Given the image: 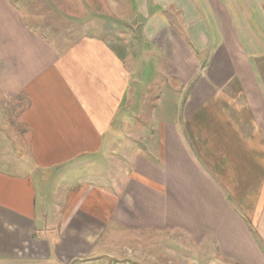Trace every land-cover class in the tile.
Listing matches in <instances>:
<instances>
[{
    "label": "crops",
    "instance_id": "crops-1",
    "mask_svg": "<svg viewBox=\"0 0 264 264\" xmlns=\"http://www.w3.org/2000/svg\"><path fill=\"white\" fill-rule=\"evenodd\" d=\"M104 2L0 0V264H264V0Z\"/></svg>",
    "mask_w": 264,
    "mask_h": 264
},
{
    "label": "rangeland",
    "instance_id": "rangeland-1",
    "mask_svg": "<svg viewBox=\"0 0 264 264\" xmlns=\"http://www.w3.org/2000/svg\"><path fill=\"white\" fill-rule=\"evenodd\" d=\"M20 1L27 2L28 3L27 6L30 5L31 8L35 9V12L38 15L41 14V18H40L41 21L45 22V20L46 21L50 20L52 22L50 23V25L47 26V28L49 26L50 27L48 28L47 33H46L50 37L54 36L53 32H56L58 34L61 33L64 35H70L74 33L75 34L79 33L80 35H82V34H87V33L91 34V33H94L95 31L98 35H100L102 33L96 29H98V27H101L104 23L106 24L107 27L109 26L114 27V29L116 30V33L118 31L117 28H119L116 22L115 23L112 22L114 19L112 20L110 18V21L108 20L109 19L108 17L110 14L107 12V9H105L106 6L104 7V3H105L104 0H59L58 2H54V0H20ZM45 1H47L51 7H49L48 3H46ZM73 2H75V4ZM98 5L101 6L99 7V9H97ZM31 10L32 9H27L26 14H29ZM75 19H78V23L76 24H72L68 21V20L74 21ZM56 20H59V21L62 20V23L55 22ZM108 21L111 23H109ZM28 22H31V23L36 22V19L34 18L32 20V18L29 17ZM88 22H94L95 29H93L91 24L90 23L88 24ZM31 25L34 28L37 27L39 29H42L41 28L42 26H39L38 23L31 24ZM259 65H260V68L262 69L261 75L264 81V60H261ZM156 91L157 89L155 88L154 94L156 93ZM116 139L117 140H115V143L113 145H116V142H117V145L119 146L123 145V141H121L120 138H116ZM123 139L124 138L122 137V140ZM104 163H106V160ZM105 167H107L106 164H105ZM64 177H67L68 179H70V177H72V174L70 173L69 175L62 176L63 179ZM54 178H55V181H54ZM48 179L50 180L49 181L47 180L48 181L47 183L41 184V186H39L40 193L42 194L44 192V193L49 194L50 191H54L56 192L55 196H57L58 198L59 194L62 195V192L60 190V184H61V181H59L60 177L50 176ZM56 179H58V182L55 184Z\"/></svg>",
    "mask_w": 264,
    "mask_h": 264
}]
</instances>
